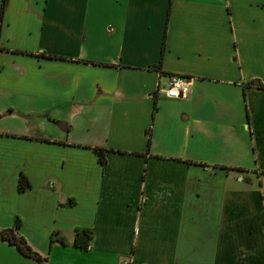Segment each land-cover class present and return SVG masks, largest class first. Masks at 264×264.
Here are the masks:
<instances>
[{
    "label": "crops",
    "instance_id": "crops-1",
    "mask_svg": "<svg viewBox=\"0 0 264 264\" xmlns=\"http://www.w3.org/2000/svg\"><path fill=\"white\" fill-rule=\"evenodd\" d=\"M18 220L48 264H264V0H0Z\"/></svg>",
    "mask_w": 264,
    "mask_h": 264
},
{
    "label": "rangeland",
    "instance_id": "rangeland-1",
    "mask_svg": "<svg viewBox=\"0 0 264 264\" xmlns=\"http://www.w3.org/2000/svg\"><path fill=\"white\" fill-rule=\"evenodd\" d=\"M0 243V264H39L38 261L27 254H24L16 247H10L11 250L7 245H1ZM48 259V253H42ZM95 256L99 257L102 262L107 258L108 262L113 261L114 253L113 251H108L106 253H97ZM57 257V255H56ZM89 258V257H88ZM55 264H93L89 259H81L76 256H68L62 257L61 259H57Z\"/></svg>",
    "mask_w": 264,
    "mask_h": 264
},
{
    "label": "trees",
    "instance_id": "trees-1",
    "mask_svg": "<svg viewBox=\"0 0 264 264\" xmlns=\"http://www.w3.org/2000/svg\"><path fill=\"white\" fill-rule=\"evenodd\" d=\"M100 160L104 162L103 154H100ZM26 185V180L23 176L19 178L18 186L23 188ZM19 220L14 225L0 227V238L8 240L10 243L14 244L17 249H19L24 254L34 257L39 264H48L47 257L35 249L26 239V237L17 231V226ZM75 243L77 245L87 247L89 242L79 239L78 235L75 238ZM121 262L120 264H122Z\"/></svg>",
    "mask_w": 264,
    "mask_h": 264
},
{
    "label": "built area",
    "instance_id": "built-area-1",
    "mask_svg": "<svg viewBox=\"0 0 264 264\" xmlns=\"http://www.w3.org/2000/svg\"><path fill=\"white\" fill-rule=\"evenodd\" d=\"M191 76L175 73L170 76L169 83L164 88H158L168 96H185L192 88ZM122 264H130L128 260L123 261Z\"/></svg>",
    "mask_w": 264,
    "mask_h": 264
}]
</instances>
